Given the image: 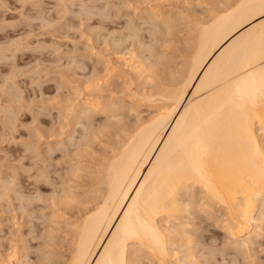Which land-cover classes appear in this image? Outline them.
Listing matches in <instances>:
<instances>
[{"label": "bare ground", "instance_id": "1", "mask_svg": "<svg viewBox=\"0 0 264 264\" xmlns=\"http://www.w3.org/2000/svg\"><path fill=\"white\" fill-rule=\"evenodd\" d=\"M58 2H57L58 5H67V6L69 5L68 3H70V1H64V0H58ZM81 2L79 4H82ZM228 6H225V7H228ZM66 7H62L63 11H66L68 9V7L67 9ZM225 7L223 8V10L225 9ZM231 7L232 9L229 8L230 10L228 9L227 12L224 10L225 13H223L224 12L223 10H221L223 11L222 13L220 11H217L215 13L216 15L213 14L214 15L213 20L210 17V16L213 17V15H210L209 17H210L211 22H208L207 20L203 19L206 22L203 23V21H200L197 24L198 22L197 21L195 24V28H193L194 30L189 29L188 35L194 41L193 42L189 41V43H186V45L191 44V46L188 45L189 49L190 48L191 49L187 50L190 52L187 53L189 55L184 61V64L182 63V60L180 62L182 63L180 65V68L181 66L183 67L181 69L182 73H178L179 74L178 77H175L177 75V74L175 75V72L174 73L172 72V74H169L171 71H173V69L171 68L174 66V65H170L169 67L171 68H169V70L167 69L168 71L171 70L168 73L169 77L166 75L167 73L165 74L166 76L162 75L164 76L162 78L158 77L159 76L158 73L162 72V70L161 71L159 70L158 73H153V74H157L158 75L157 77L160 78L161 80L164 79L165 81V78H168L167 80L169 83L166 80L168 84L162 85V86L161 85L155 86V88H151L149 92H148L149 85L146 86L147 88L145 87V85L141 88L142 90H140V92L136 95L141 98L140 101L144 99V101L145 100L149 102L153 101V103L151 102L150 104H154L155 102H157L155 104H158L157 107L154 106L156 108V110L154 111L156 112L153 114L151 113L152 114L151 117H149L148 115L149 117L148 119H144V117L141 118L142 115L139 116L140 118H138V113H136L138 111H135V113L133 112V114L137 116L135 117L136 122L133 124H131V122L130 123L128 122L129 123V126H128L127 125L128 123L124 122L125 121L124 119H123L124 121H122V118H124V115L120 114L123 108V105L125 104L126 106L123 109L124 111L125 109L128 111L126 101L124 102L123 101L124 99H123L122 101L125 104L122 103L123 105H120L121 100L119 99L121 97L118 99L120 101V104L118 101H117L118 104H116V103H113L112 101L106 100V97L109 95L108 94L109 92L113 93L114 91L115 93V90H112L113 87L111 88L112 91H110L109 89L107 96H105L106 92L102 91L103 89L108 90V88H105V87H108L107 84L109 83V79L110 78L112 79V76H115V75H112L113 73L112 74L110 73V70L107 67H105L109 64H106V65L105 63L102 64L103 61L106 62L107 60L106 58H109L108 56H106L105 58L106 60L103 59L101 63L102 66H104L102 68V71L99 70L101 67L96 70L94 69V66H93L92 67L93 69H91V66H92L91 64H93L91 62L93 61L92 58H91V61L89 58L88 61L90 62H88L87 60L84 61V59H83L84 62H81L80 57L77 60L75 59L76 57L72 58V62L76 60L79 63L80 62L83 63V64L80 63L82 67H86L85 64L90 63L88 64V66L90 65L89 66L90 69L92 71L93 70L96 71L95 72L96 75L94 76L88 73L89 71H91V70L86 69L88 68V66L85 69L86 71L88 70L87 73L89 75L86 73H83L84 71L79 69L81 68V66L79 65L78 62H74L75 64L73 63V65L76 66L77 68H78V65L80 66L78 70L76 67L70 65V63L68 64V62L70 61L66 63L72 67L71 68L68 66L69 72H70V69H72L70 76L74 74L73 75L74 77L76 74L75 71H79L78 74L79 75L81 74L82 76L86 75L84 76L85 78L87 77L89 79V77L92 76L89 79L90 81L95 76L97 77L99 71L101 72V75H100L102 76L101 79H103V77H105V74H107L108 73L107 71L109 70V73L106 76L108 78L109 75L111 74L110 75L111 77H109L108 79L105 77L106 79L104 78L105 80L103 79L100 81V83L98 82L99 84H97V82L94 84H91V83L86 82L87 81L86 79H83V81L85 80L84 83H87V84L84 85L83 81L82 82L79 81L80 85L81 84L82 85L81 86L76 85L77 83H79L77 82L75 84V80L77 81V79H74L73 81L72 78L70 79V77H68L65 74L68 77L66 81L63 78H62L63 80L58 79V80H61L64 83V85L66 83L67 87L65 86L66 87L65 88V87H61L59 85L60 82L55 79L57 77H54L57 83L58 82L59 83L56 84L55 82L56 87H54L53 86L54 84H53L52 85L53 87H51L52 90L53 88H55L58 91L59 89L64 90L63 88H65L67 89V94L69 93L71 96L70 95L68 97L63 96L64 98L61 99L59 97L60 94L58 95V97H56L58 92L53 90L52 96L56 94L53 98H60L61 102L59 101V99L55 100L53 98H50V100L52 99V101H49V102L55 103L54 106L56 109H53V110H57L59 114H62L63 111L66 112V114H64L65 116L63 114L61 115V119L62 118L65 119L66 115L68 116L72 114L71 115V117L73 116L72 120L68 121V124L72 125L71 127L72 129L74 127L78 129L77 126H79L80 131L82 130L84 132L83 133L81 131L80 134L77 132V134H79V136L77 135L78 137H80L82 134H84V136L88 135L85 132L89 131L90 127L92 126L91 123L93 124L92 121H97L98 119H100V118L98 119L96 118L97 120L96 119L94 120L93 117H91V115L92 114L95 115V113L102 114L105 116L106 119L112 120V121L110 120L112 123L110 122L107 123V120L106 121L103 120L105 122H97V123H102L101 124L102 127L100 124L99 126L97 125V123L95 125L93 124V127L96 125L98 127H101V129L104 127L103 128L104 130L103 129L101 130L100 128L96 127L95 130H98L96 132L103 133L105 131V133L103 134L106 135V132L108 133L112 128L114 130H111V132L115 131V134H113V132L112 134L114 135V137L116 136L115 141L111 139V141H114L111 145L109 146L106 145L107 146L106 151L104 148L105 146L102 148L104 150V153H103V150L100 151V153L102 152L104 155H102V159L98 161V163H100L98 167L97 168L95 167L97 169V173H95L96 171L95 169H94L95 171L93 172L96 174V176H93L94 180L92 179L94 183L96 182L95 187H93L94 185L93 183H92L93 185L92 184L89 185V186L92 185L93 189L95 188L96 195H94L95 193L93 192L94 194L92 193L91 200L83 203L86 200V198L87 197L89 198L90 196H87L86 198H82L84 199V201L82 202V200L80 199V196H78V193H77L78 197L76 196L77 197L76 200L79 198L78 203L81 200L80 201L81 204L83 203L85 206L83 204L81 205L80 203L78 204L76 201L78 206L81 205V208L77 206L78 207V209L76 208L77 212L74 213L75 216L73 217V221L70 222V224L69 222L68 223L64 222V225L69 224V227H70L69 229L70 232H67V235L64 234L66 237L69 234L70 241H71L67 264H131L132 261H135V264H139L140 262L141 263L143 262V261H140L141 257L143 256H145V258L148 260L147 262L152 261L151 263L155 262L156 264H172L173 261H181V260H188V259L195 260L197 258V257H194L196 254L194 253L193 255L191 251H188V250H186L187 254H185L184 256L182 255L183 258L178 257L177 250L171 248L172 243L168 242V236H169L168 234L170 233L173 227V226L172 227L170 226L173 224V223L172 224L170 223L173 221L172 219L176 217V220H177V215L184 216L185 213L188 214L190 212V208L193 205L197 204V201L195 202L197 198L200 199L199 200L200 202L199 201L198 202L201 203L200 208L199 206L196 205L199 209H202L205 211H208V210L213 211L212 209L215 207V208H218V210L222 212L220 218H218L217 221H214L215 219H213V221L214 223L216 222V224L218 223L220 227L223 229V231L226 233V235L232 239L233 247L235 248L239 247V249H242V250L245 249L246 251H248L249 246L252 244V240L254 241L258 237H260L261 235L260 230L262 228H260L259 226L257 227L255 225L257 224V221H258L255 218V212L259 204L264 202V85L260 83L255 73L247 71V70L253 64L258 65L260 59L262 58V46H264V39H262V37H264V0H237L235 6L234 7L231 6ZM105 10L101 9V7L98 8L97 10L98 14H99V11H101L100 15L98 16L99 18H101L100 20L102 21H104L103 19H106V17L108 18V15H107L108 11H106L107 13L102 12ZM80 11L82 10L80 9ZM217 13H219V15ZM65 14H64V17L66 16ZM151 15L154 18H151L152 16L149 17V15L147 16L148 18H145L144 17L145 15L142 16L145 18V19L143 18L145 23L152 22L153 26L151 24L150 25L148 24L149 28H151L150 26L154 27L153 30L155 29V31L157 33L159 32V34L165 33V35H170V34L172 35V33H174L175 28H176L175 20H168V19L163 20L161 16L157 15L154 12H152ZM215 16L217 17L215 18ZM62 17H61V20H62ZM142 20L141 22H143ZM48 21L47 20L45 21L47 23V24L45 23L46 25L44 24V21L43 22L41 21L46 26V30H48V32L51 31V29L49 30L48 29L49 27L47 26L52 24V27H54V25H56L55 27H57L60 22V21L59 22L56 21L55 23L54 22L50 23L51 21L50 22ZM43 24L41 28L45 30V27L43 26ZM54 28H52V32H55L56 29H58L56 28L54 31ZM149 28L147 30H150ZM137 31H134L131 34V38L133 39H130L129 38L130 36L124 35L125 40L127 39L128 41V39H130L133 41L135 38V41L136 40L140 41L138 39L139 31L138 32ZM150 32H152V29L150 30ZM156 32L151 34L153 35V38ZM190 34H193V35H190ZM124 38H122V40ZM120 39L119 40L117 39L116 41H114V43H116L117 41L118 42L120 41L119 43H121ZM119 43L114 44V45H121ZM140 43H137V44L139 45ZM188 46L186 47L188 48ZM13 47H15V45H13ZM86 47H88V45ZM148 47L149 46H147L146 50H148ZM140 48H141V45H140ZM144 48L146 47L144 46ZM96 51L98 50L96 49ZM1 52L3 53L0 54V56H2L5 53L3 50H1L0 53ZM88 52L89 54L92 55V52L90 51ZM185 53H186V50H185ZM97 54L99 55L102 54L104 57L105 52L103 54V51L102 53L99 51V53L96 52L95 55ZM13 55L14 54L12 52L11 57ZM143 56H140L141 59ZM2 57L4 58L5 56L3 55ZM103 57H101V59ZM68 59H71V58H68ZM101 59H99L100 62H101ZM141 59L140 61L137 60L139 63L136 61V63L138 64H135L137 65L136 67L134 66L135 68H137L138 72L136 74L139 73L138 75L139 78H142L140 77V75H145V73L147 74L148 72H149V75L148 74L147 75L150 76L152 73L151 70L157 65H158L157 67H159V64L163 66L164 69L167 68L170 62L169 61L170 59L163 61L164 59L163 57L161 58L162 59L161 61L160 58H158V60H160L161 62H158L157 60L156 62L154 61V63L151 62L153 63L152 69H151L150 68L151 63H149L150 61H148V64L150 65L149 67L146 65L144 60H141ZM97 62L98 63L95 62L94 64L99 65L100 62L99 61ZM106 63H108V60ZM156 68L154 69L156 70ZM159 68H162V67H159ZM73 69H75L74 73H73ZM103 70L106 71L105 74H103L104 72ZM147 70L149 71L147 72ZM92 71H91V74L93 73ZM134 72H136V69ZM13 73L15 72H12V75ZM63 74L61 76L59 74L58 75L62 77ZM12 75L10 73L8 76H6V79L7 77L12 76ZM79 75L77 76L78 78H80ZM147 75L145 76L148 79L149 77H147ZM170 75H173L175 78L174 77L170 78L171 77ZM82 76L80 80L84 78ZM152 77H153L152 79L153 81L154 79H156L155 81L158 80V78H156V75ZM4 80H5V77H4ZM161 80H158V81H161ZM9 81H12V80L9 79ZM102 81L103 83H101ZM5 82L3 81L4 85H6ZM100 84L101 85L104 84V86L105 85L106 86L102 88ZM57 85H59L58 88H57ZM61 85L64 86L63 84ZM144 87L147 90V93H144L145 91L143 89ZM5 90L7 91L8 88ZM52 90H50V92ZM6 91H2V92L4 93ZM101 91L105 93V95H102V93H100ZM137 91H134V94ZM54 92H57V93L54 94ZM10 94H14V93L10 92ZM10 94H8L9 95L8 98L10 99V102L11 103L16 102V101H13V99L17 100L16 94L11 95L12 98ZM103 96H105V98ZM114 97H115V94H114ZM109 99H111V97ZM116 99L117 98H115V100ZM134 100H136V98H134ZM8 101L6 102L8 103ZM136 101L138 102V100ZM13 103L11 105H13ZM131 103H133V101L130 102V106H131ZM11 105L9 104L8 107ZM130 106L129 108H131ZM141 106L142 105H139V107ZM11 107L8 108L9 111L12 109ZM136 107L139 108L138 106H135V108ZM48 108L49 107L47 106L45 109L46 113H48L47 112L48 110L50 111V109ZM130 110L131 109H129L128 112L134 111L133 108H132V111ZM41 111L38 108V111L34 112V115H37L38 117L39 116L38 114ZM12 112L14 113L13 110L11 111V114H13ZM35 113H38V114H35ZM11 114L9 112V115H10L9 117L6 114L8 117V120H4V121L10 122L12 120L11 116H13ZM59 114L57 116L53 114L51 118L55 119L56 117V119H58V122H59ZM14 115L16 114L14 113ZM40 115L46 116V115H43V113ZM50 116L51 114L49 115V117ZM120 118L121 120H119ZM35 119H34V123L36 122ZM38 119L39 117L37 118V122H36L38 126L35 125V127H38V128L34 127V129H39L40 127L39 129L41 131L40 133H43L42 131L44 130L41 129V125L44 124L43 123L44 121L43 119H40L43 122L42 121L39 122ZM61 119L60 121H63ZM51 121H49V123ZM100 121H102V119H100ZM113 123L115 127L112 125ZM120 123H123V124L126 123L125 124L126 126L124 125V127H122L123 124H120ZM9 124L11 123H8V125ZM66 124L63 125L62 127L65 130H66L65 128ZM118 124H120L121 126ZM75 128L71 131L72 133L75 132ZM115 128L116 129L118 128L119 130L116 131ZM47 130L50 131V129H47ZM91 130L92 128L90 129V131ZM50 132L45 133L44 131V133L47 134V138L48 136L50 137ZM62 132L63 131L61 130L60 133ZM72 133H70L68 136L69 140H72V136H71ZM75 133H74V136L76 135ZM97 133L96 135L92 136L93 137L92 140H89L90 135H88L89 139H85L87 138V136L83 139L84 136L82 135V137H80V140L82 142L79 139H78L79 141L78 140L76 141V138L74 140L76 141V143H79V144L81 143V146H82L83 144L85 145L89 143L90 141H95L96 139L95 140L93 139L95 136L98 135ZM102 133L100 134V136L99 135L98 136L103 137L104 135ZM45 134H43V136ZM109 135H111V133H109ZM113 135L111 136L113 137ZM111 136H109L108 138L110 139ZM39 137H42V136L40 135ZM83 140L86 142H83ZM60 142L58 143L59 145L57 146L61 145ZM62 142L66 144V141L63 140ZM69 142L71 143L72 141H69ZM64 143L62 145H64ZM96 143H99V140ZM50 144L51 143H49V145ZM79 144H77L76 146H78ZM66 145H65V153L67 151L68 152L70 151V149L67 150L68 149L67 146L69 144L67 146ZM81 146H79L80 148L78 147V149L82 148L83 149L82 152L86 151L85 152L86 154L88 150H85V149L87 148L81 147ZM63 147L62 148L59 147V148L63 149ZM90 151L91 150H89V152ZM85 154H83V156ZM91 155L89 157H91ZM67 156H70V155L67 154ZM98 156H101V155H98ZM21 157L18 156L17 159ZM78 160L76 159L75 161H78ZM27 162H25V164ZM91 163H94V161H92ZM24 167L26 168L27 166H24ZM1 168H2V165H1ZM80 168L82 169V166L79 168L78 166L74 168L75 170L74 175L76 178L78 177L77 175L79 174V171L80 172L83 171V170H80ZM71 169L73 170V168ZM16 176L17 175H15L12 178H9L8 180V183L12 187V191H13L12 192V191H7L4 189V183H2L4 182L3 181L4 178H2L3 176L0 175L1 177L0 181L3 179L0 185L1 187L3 186V189L0 190L2 192L1 197H0L1 201L4 198L5 200L7 199V202H8L10 200H14L16 197H17L16 199L21 197L19 195L18 196L16 195L18 192H20L22 188L23 189L25 188L17 187L18 183L16 181L18 180L20 182L21 180L20 177L22 175L20 177L19 176L16 177ZM13 180H16L14 181L15 184L17 183L16 186ZM90 180L91 179H89V181ZM70 182H72V180ZM68 187L70 186L68 185ZM13 188L14 189L20 188V189L18 191L17 189L14 190ZM71 188L69 189L66 187V189H69V190H71ZM90 188L91 187H89L88 189L86 187L85 189H88L90 191ZM26 190L28 189H25V192ZM69 190H67L68 193L66 191L65 193H63L64 191L62 188L61 191H62V197L64 196V201L59 200L58 202L60 203V205L65 204L66 209L69 206L68 204H70V207L68 208L70 210V208H72L73 206L71 205L72 202L75 201V196H74V192H72L74 190L70 192ZM196 190L199 195L195 199L196 194H197ZM16 191L17 193L14 194ZM32 191L33 190L31 191L29 190V193L30 192L33 193ZM10 192L12 193V195H15V196L12 197V195L9 194ZM59 193L60 192H58V194ZM19 194L22 195V199L20 198L19 199L20 201H17L15 199L12 204H14L15 202L16 203L18 202L17 204L19 205V202H21V200L23 201L25 200L22 203H25L27 201L31 202L30 200L31 198H28V197L34 196L33 194H32L33 196H31V194H29L28 196L27 195L28 191H27V194H25L26 196L25 195L23 196L24 194L23 192ZM10 196L12 197V199ZM9 197H10V200H9ZM34 198L36 197H33L32 201H34ZM2 202L6 204V201L3 200ZM28 202L25 205L29 204ZM32 203L33 202H31V204ZM8 204L9 203H7L6 206H8ZM10 205L11 204H9V206ZM21 205L23 206L24 204H20V207ZM60 205H59V208H60ZM65 205L61 206L62 207L61 210L63 209ZM10 207L12 208V206ZM15 207L19 208L17 206ZM20 209L23 212L24 209L22 207ZM72 209H74V206ZM69 210H67V213ZM190 213H192V211ZM71 216L72 214L70 215V217ZM67 217L68 219H70L69 216ZM214 217L210 218L209 216L210 219ZM50 221L54 222L56 221V219L55 220L52 219ZM64 221H67V219H64ZM56 222L52 224L56 225ZM61 222L60 224L63 226V222L62 223ZM57 223L59 224V221ZM55 225L54 227H57V225L56 226ZM59 225H58V228H59ZM66 226H63V227H66ZM186 228L184 227V229ZM50 229L53 230L52 228ZM67 229L64 228L63 233H65ZM180 229L182 230L183 234L186 232V230H189L188 228L184 230L183 227H181V224H180ZM181 230L180 232L176 231V233H181ZM173 233L176 235L174 230H173ZM186 234L187 233H185V235ZM171 237L172 236H170V238ZM177 238L179 237L177 236ZM66 239L67 238H65V240ZM54 240L59 241L60 239L54 238ZM54 240L52 242H54ZM55 242L56 244L57 243L59 244V242L61 241L59 242L55 241ZM63 242H66V241H63ZM69 243L70 242L65 243V244L68 245ZM61 244L62 246H59V248L64 247V250H67L66 247L63 245V243ZM183 248H185V246ZM188 248L189 247H187V249ZM181 250H184V249H181ZM56 251L57 253H59L61 250L58 249ZM57 253L56 255H53L55 254V251L52 253L50 252V255L52 254L55 257L56 256L59 257ZM51 256L49 258L50 262L54 260L53 262L55 263L56 262L55 257L54 259L52 258L51 260ZM58 257L57 259H59ZM22 258L24 260L25 257H22ZM62 258L63 257H61V260L59 259L55 264L60 263L59 261H61L60 264H62L64 261L67 260L66 258H65L66 260L64 259L62 260ZM44 261L45 260H43V262ZM144 261L146 260L144 259ZM53 262L49 264H52Z\"/></svg>", "mask_w": 264, "mask_h": 264}, {"label": "rangeland", "instance_id": "2", "mask_svg": "<svg viewBox=\"0 0 264 264\" xmlns=\"http://www.w3.org/2000/svg\"><path fill=\"white\" fill-rule=\"evenodd\" d=\"M64 1H70V3L67 2L69 5L68 6L66 5L68 7V9L66 7L67 12L63 11V8H58V9L54 10L53 6L58 5V3H59L58 0L57 1L56 0H0V51L3 50L5 52L3 54L5 56L4 58L2 57L3 55L0 56V58L2 57L0 59V114H2V115H0V139H1L0 142H2L5 139L19 140V141H21V143L12 145V150L15 151L16 157L18 158V156L21 157L22 155L24 156L25 154L31 156L32 153L29 152L28 147H27V143H25V142L29 141V138H28V135H25L24 133L27 130V128L28 129L34 128L35 125L38 126V124H36V122H37V118L39 117V119H38L39 122L42 121L40 119H43V121H44V122L42 121L44 123L42 125L38 122L41 125V129L44 130L45 133H47V132L49 133L50 131H52V132H50V137L48 136V138H47V134H45L44 131H42L43 133H40L41 132L39 130L40 127H39V129H37L38 130V136L41 135L43 137V141H40V142L41 143L45 142L44 145L48 149V152H50L49 153V160L56 157V152L55 151L53 152V150H50V149H52L51 146L53 144L56 143V145H59L58 143L61 140L66 141L67 145L69 144L67 146L64 142L61 141L60 142L61 145L57 146V147H61V148L64 146L63 147L64 150L62 149V152L60 154V160H63V163H60L59 160L57 161V163H58L57 168L60 169V171H55V174L53 177V179L59 180V184L57 185V187L55 189L48 191V192H42L39 189V186L37 185L34 176H29L28 173H23L24 175L22 174V176H21V174H17L16 177L21 176L20 177L21 180L19 179L20 182L17 180V178H16L17 181L14 180L18 183L17 187H20V188L24 187L25 189H28L25 192V189L22 188L23 191L21 189L20 192H18V193L23 192L24 193L23 196H24L25 194H27V191H28V194H27L28 196H29V194H31V196L34 195L33 197H36V198H34V201H32L33 197L27 196L28 198H31L30 200H31V202H33L32 203L33 205L31 204L30 201L29 202L27 201L29 203L27 205H25L27 202L22 203L25 200L24 201L21 200V202H19V205L17 204L18 202L17 203L15 202L14 204H12L17 197L15 199L13 198L14 200H10L11 196L9 197L10 201H8V202H7V199L5 200V198L3 197L4 198L3 200L6 201V204H4L2 202L3 200L2 201L0 200L1 201L0 202V206H1L0 207V264H22V263L23 264H41V263L42 264H49V263L54 261V260H52V258L54 259V257H55L53 255H56V253H57L56 250H58V249L61 251L60 252L58 251L59 253H57V255H59V257L58 256L55 257L56 262L59 259L61 260V257H63L62 260L67 259L63 263L67 264L71 241H70L69 234H68L69 237L68 236L66 237L65 235H67V232H70L69 224H70V222L73 221V217L75 216L74 213L77 212L76 208L77 209H78V207L81 208V205L83 203L91 200L92 193L93 192L95 193V191H96L95 188L93 189V187H95L96 182L94 183L92 181V179L94 180L93 176H96V174H95V173H97L96 168L100 164V163H98V161H100L102 159V155H104L103 154L104 150L102 148L105 146L104 148L106 151V147H107L106 145L109 146L116 140V136L114 137V135H113V134H115V131H112L113 134L111 132V130H114L112 128L108 133L106 132V135L103 134V133H105V131L103 133L101 132L104 136L99 137L101 133H97L96 131H98V130H95V129H96V127L99 126V124L101 125L102 123H97V122H105L107 120V123L108 122L112 123L111 122L112 120L106 119L105 116L102 114L95 113V115H97V116H95L94 114L91 115V117H93L94 120L96 118L97 119L100 118L101 116L104 119L102 118V121H100L101 118L98 119L99 121L97 119H96L97 121H92L94 125L97 123L98 126L96 125L93 127V124L91 123L92 126L90 127V129L92 128V130L90 131V129H89V131H88L89 133L87 131L85 132L86 134L90 135V139L88 138L89 137L88 135H85V136H84V134H82V135L84 136L83 139L87 136V138H85V139L92 140V138H93L92 136L96 135V133H97L99 136L98 135L95 136L93 140H95V139L97 141L99 140L100 144L96 143L97 142L96 140L90 141L89 143H87L85 145L82 143L84 146L83 145L81 146V143L80 144L76 143V141L78 139L80 140V137H82V135L80 137H78L82 130L80 131L79 126H77L78 129L74 127L76 133L73 131L76 135L74 136V133L71 132L74 128L73 129L71 128L72 125L68 124V121L72 120V117H73V116L71 117L72 114H70L68 116L66 115L65 119H63V118L61 119V115L66 114V112L63 111L65 113L62 112V114H59L57 110H53V109H56L54 106L55 103L49 102V101H52V99L50 100V98H53L56 95L55 93H57V92L58 93H57L56 97H58V95L60 94L59 97L61 99L64 97H68L70 95L69 93L67 94V89H65L67 87L66 83L64 85V83L61 80L64 79L66 81L68 79V77H70V79L72 78L73 81H74V79H77V81L75 80V84L79 81L82 82L83 79H86L87 80L86 82L91 83V84H94L96 82H97V84H99L101 80H103L105 77L107 78L106 75L109 73V70H110V73L111 74L113 73L112 75H115V76H112V79L110 78L111 81L109 79L108 84L111 83L110 85H108L106 83L108 87H105L106 85L104 86V84L103 85L100 84L102 86V88H104V87L108 88V90L107 89L102 90V91L106 92V95L102 91L100 93H102V95H105V96H107L109 94L108 96H110L111 99H109L110 97L107 96L106 100L112 101L113 103H116V104H118V102L120 104L119 100H121L120 105H123L122 103H124L126 101L128 111H129V109H131L130 111H132V108H133L134 111H132V112H128L126 109L124 111L123 108H125V106H126V104L124 103L125 105H123V108H122L121 113H120V114L124 115V118H122L123 116L121 115L122 121L125 120L124 122H126V123L131 122V124L135 123L136 122L135 117H137L135 114H133V112L135 113V111H138V112H136V113H138V118H140L139 116L142 115L141 118L144 117V119H148L149 117H151V115L153 113L156 112L154 110H156L155 107H157L158 104H155L157 102H155L154 104H150L151 102L153 103V101H151V102L146 101V100L144 101V99H142L143 102L140 101L141 98L136 96V95L140 92V90H142L141 88L144 85H145V87L149 85V87H148V92H149V90L151 88H155V86H160V85L162 86V85L168 84L169 83L167 80L168 78H165V81H164V79L161 80L160 78H162L166 75L169 77V74H172V72L173 73L175 72V75L177 74L175 77H178L179 76L178 73H182L181 69L183 66H181V68H180V65L182 63L184 64V61L186 60V58L189 55L187 53L190 52L187 50L189 49V46H191V44H188L189 45L188 46V45H186V43H189V41L190 42L194 41L188 35L189 29L194 30L193 28H195V24L197 21H198L197 24L200 21H203V23H204V22H206L205 20H207L208 22H211L210 17L213 20L214 19L213 14H215L217 11H220L222 13L225 10L227 12L228 9L229 8L232 9L231 6L234 7L236 2H237V0H72V1L71 0H64ZM74 1L76 2L77 5L81 1H82L81 3H86V4L91 5V7L86 9V11L83 10L86 13H89L88 14L89 16L87 15V18L85 20H81L79 14H78L81 12L79 7L78 8L77 7L76 8L71 7L72 4H75ZM102 2H103V4H102ZM124 4H131V5H133V7L132 8L121 7V5H124ZM109 5H111V7H109ZM104 6H105V8H104ZM225 6H228V7H225ZM100 7L103 10L106 9L105 11H102V12L105 13L106 11H108V14H107L108 18L106 17V19H103L104 21L100 20L101 18H99V16H98V15H100L101 11H99V14L97 13L98 8H100ZM224 7H225V9L223 10ZM221 10H223V11H221ZM225 11L223 13H225ZM65 12H66V14H65ZM129 12L131 13V15H129ZM152 12L161 16V18L163 20H165V19L166 20L167 19L168 20H175L176 28H175L174 33H172V35L171 34L165 35V33L159 34V32L157 33L155 31V29L153 30L154 27H152L153 25H152L151 20H150L151 23H149V22L145 23L144 19L148 18L147 17L148 15H149V17L152 16L151 15ZM60 13L63 15V17ZM145 13H147V14H145ZM219 13H217V14L219 15ZM34 14H36V15H34ZM59 14L61 15L63 21L61 20V17ZM64 14L66 15L65 17H64ZM101 14H103V13H101ZM142 14H144L145 16ZM210 15H213V17ZM142 16H144L145 18ZM216 17L217 16H215V18ZM42 18H44V19H42ZM151 18H154V17L152 16ZM45 19L47 21L49 20L48 22L51 21L50 23H53V22L55 23L56 21H58V22L60 21V22H59V25L57 27H55L56 25H54L55 28L52 27V24L47 26V27H49L48 28L49 30L51 29V31L48 32V30H46V26H45L47 24L45 22L46 21ZM58 19H60V20H58ZM203 19H205V20H203ZM29 20H30V22H29ZM141 20L143 22H141ZM41 21L42 22L44 21V24L45 23L46 24L44 25ZM64 21H65V23H64ZM58 22H57V24H58ZM42 24L45 27V30L41 28ZM148 24L152 25V26H150L151 28H149ZM64 27H66V28H64ZM85 27L87 28V31H84ZM52 28H54V31L56 28H58V29H56L55 32H52ZM131 28H133V29H131ZM148 28L150 30L152 29V32H150V30H147ZM40 29H41V31H40ZM136 29L139 31L138 39H139V37H145L147 39L146 44L142 45L140 43V41L136 40L137 43H140L138 45L135 41V38L133 41L130 40V39H133V38H131V34L134 31H137ZM154 31L156 32V34H154V38H153V35H151V34L155 33ZM44 32H46V33H44ZM124 35L130 36L129 37L130 39H128V41H127V39L125 40ZM190 35H193V34H190ZM122 38H124V39L122 40ZM117 39L118 40L120 39L121 43H119L120 41L119 42L117 41L116 43H114V41H116ZM122 41H123V43H122ZM124 41H126V42H124ZM113 43L114 44L119 43L121 45H114ZM13 45H15V47H13ZM19 45H21V46H19ZM87 45L91 49L86 47ZM104 45H106V46H104ZM140 45H141V48H140ZM149 45H152V46L148 47V50H146L147 46H149ZM116 46H118V47H116ZM144 46L146 48H144ZM186 46H188V48ZM185 48H187V49H185ZM96 49L98 51H96ZM99 49H101L103 51V54L105 52L104 57L102 54L95 55L96 52L99 53V51L102 53V51ZM105 49H106V51H105ZM142 49H143V51H142ZM144 49H145V51H144ZM15 50H16V52H15ZM185 50H186V53H185ZM88 51L92 52V55L89 54ZM12 52L14 55L11 57ZM143 52H144V54H143ZM2 53L3 52H1L0 54H2ZM106 56H108L109 58H106ZM136 56L139 57L140 59H141L140 56H143L141 60H144L146 65L149 67L151 65V67H150L151 69H152V65H153L154 61L156 62V60H157L158 62H161L162 61L161 58H163V57H164L163 61L170 59L169 60L170 62H169V65L167 66V68H165V69L159 63H158L159 67H162V68L157 67L158 66L157 65L154 68L157 67L159 69H157V68H156V70L154 68L152 70L149 69L152 71V73L150 72L151 73L150 76H148L149 70H147L148 75L146 73H145V75H147V77H149L148 79L146 78L145 75H140V77H142V78H139V76H138L139 73L136 74L138 71H137V68H135L137 66L135 64H138L139 63L138 61H140V59L137 58ZM79 57L81 58V60H80L81 62H84L86 60L88 61L89 58L91 61V58H92L93 61L96 60L95 61L96 63H98L97 61L100 62L99 59H101V57H103L101 59V62L99 63V65H101V66H99L98 64L95 65L94 64L95 62L91 61L93 63V64H91L92 65L91 69H93L92 68L93 66H94V69H96V70L101 67L99 70L102 71V68L104 67V66H102V64L105 63V65L109 64V65L105 66L109 69L107 71L108 73L105 74L106 71L103 70L104 71L103 74H105V77H103V79H101V77H102V76H100L101 72L98 70L100 72V74L98 72L97 77L95 76L90 81L89 79L92 76L96 75L95 74L96 71L95 70L92 71L89 67L90 65L88 66V64H90V63H87V62H86L87 64H85V66L86 67L88 66V68L82 67L80 65L81 62L79 63L78 61H76L77 59H79ZM68 58H71V59H68ZM72 58H75L76 60L72 62ZM105 58L108 60V63H106L107 60ZM158 58H160L161 61L158 60ZM83 59H84V61H83ZM103 59L106 60V62L103 61ZM181 60H182V63H180ZM68 61H70V62H68ZM90 61H88V62H90ZM102 61H103V63H102ZM136 61L138 63H136ZM148 61H150L149 63H151V62H153V63H151L149 65ZM67 62H68V64L70 63V65H72V66H74L73 65L74 62H78L79 65L81 66V68H79L80 66L78 64H76V65H78L79 69L84 71V72L83 71H81V72L86 73V74L90 73V75H92V76H90L88 79L87 77L86 78L84 77L86 75H83V76L81 74L79 75L78 74L79 71H75V69L77 68L76 66H74L76 68L73 69V73L75 71V73L77 75L75 74L74 77H73L74 74L70 76L72 69H70V72L68 71V69H69L68 66L69 67H71V66L66 64ZM81 64H83V63H81ZM155 65H156V63H155ZM170 65H174V66L171 68V67H169ZM12 66H14V67H12ZM95 66H96V68H95ZM78 68H77V70H78ZM85 68L88 70H91L93 73L91 74V71H89L87 73L88 70L86 71ZM169 68L173 69V71H171V70H170L171 72L168 71ZM135 69H136V72H134ZM159 70L160 71L162 70V72H160L161 74L158 73ZM11 71L15 72V73H13V75H12ZM10 73L13 77L9 76L6 79V76H8ZM57 73L60 76L63 73L64 74L62 77H60ZM153 73H158L159 76L157 74H153ZM78 75L80 76V78L77 77ZM110 75H109V77H111ZM155 75H156V78L160 77V78H158V80H161V81H158V80L155 81L156 79H154V81H153L152 76H155ZM162 75H164V76H162ZM81 76L84 77V78H82V80H80ZM170 76H171L170 78L174 77L173 75H170ZM4 77H5V80H4ZM11 77H12V79H11ZM54 77H57L55 79L60 82V83L59 82L58 83L61 87H65V86L66 87L63 88L64 90L59 89L60 91L59 90L57 91V89L53 88V90L57 91V92H54L55 95L52 96L53 90L51 87H53V86L56 87V84H58L57 81L54 79ZM9 79L12 81H9ZM58 79H61V80H58ZM166 80L168 83L166 82ZM3 81L4 82L6 81L5 82L6 85H4ZM55 82H56V84H55ZM80 82L77 83L76 85H80ZM84 82H85V80L83 81V83ZM101 83H103V81ZM61 84H63L64 86H62ZM85 84H87V83H84V85ZM59 85H57V88ZM61 87H59V88H61ZM112 87H113L112 90H115V93L113 91V93L115 94V97H114V94L112 92L108 93L109 89H110V91H112L111 90ZM145 87L143 88L145 90L144 93H147V90L145 89ZM7 88H8V90L6 91L5 89H7ZM121 88H122V90H121ZM50 90H52V91L50 92ZM61 90L64 92H62ZM2 91H6V92L3 93ZM134 91H137V92H135V94H134ZM10 92L14 93V94H10ZM8 94H10V96L16 94V96H17L16 97L17 100L13 99V101H16L14 103L12 102L13 105H11L12 103L10 102V99L8 98V96H9ZM110 94L113 96H111ZM105 96H103V97L105 98ZM11 98H12V96H11ZM60 98H53V99H55V100L59 99V101L61 102ZM115 98H117V99L115 100ZM134 98H136V100H138V102L136 100H134ZM131 100L133 101V103H131V106H130V102H132ZM6 101H8V103L10 102L9 104L12 107L11 106L8 107L9 104ZM53 102H54V100H53ZM137 104L142 105V106L139 107V105H137ZM47 106L49 107L48 109H50V111L47 109L48 113H46V111H45ZM129 106L131 108H129ZM132 106H134V107H132ZM135 106H138L139 108H137V107L135 108ZM10 107L12 109L9 111L8 108H10ZM38 108L40 111L41 110L42 111L40 113L38 112L39 114L35 113V114L39 115L37 117V115H34V112H37ZM12 110L14 111V113L16 115H14L13 112H12L13 114H11ZM9 112L11 115H13V116H11L13 121L11 120L10 122L9 121L6 122L4 120H8V117L10 116ZM42 113H43V115H46V116L40 115ZM57 113L59 114V122L55 116H54L55 119L51 118L53 116V114L56 115ZM130 113H132V114H130ZM6 114L8 115V117ZM47 114H49V115L51 114V116L49 117V115H47ZM98 115H99V117H98ZM148 115H149V117H148ZM40 116H41V118H40ZM121 118L119 120H121ZM34 119L36 120L35 123H34ZM60 119L63 121H60ZM9 120H10V118H9ZM103 120H105V121H103ZM49 121H51V122L49 123ZM66 122L68 125L66 124ZM8 123H11V124L8 125ZM45 123H47V124H45ZM114 123L112 124L113 126H114ZM126 123H124V124L120 123V124H123L122 127H124V125ZM129 123L127 124L128 126H129ZM65 124H66V126H65L66 130L64 128H62L63 125H65ZM120 124H118V125H120ZM115 125H117V124H115ZM103 126H105V125H103ZM101 127H102V125H101ZM101 127H98V128L101 129ZM35 128H38V127H35ZM118 128L117 129L115 128V130L116 131L119 130ZM47 129H50V131H48ZM61 130L63 131L62 133H60ZM77 132L79 134H77ZM13 133H15V135H13ZM39 133H40V135H39ZM70 133H72V135H71L72 140L68 139V136ZM91 133H92V135H91ZM109 133H111V135H113V137L111 135H109ZM43 134H45L46 136L45 135L43 136ZM108 135L111 136L110 139L108 138L109 137ZM56 136H58V137H56ZM51 137H53V138H51ZM75 138H76V141L74 140ZM111 139L114 141H111ZM69 141H72V142L70 143ZM83 142H86V141L83 140ZM28 143H31V141H29ZM49 143H51V144L49 145ZM63 143H64V145H62ZM90 143H92L94 145H92ZM77 144H79V145L76 146ZM65 145L68 147V149L66 147L67 150L70 149L69 152L68 151L66 152L70 156H67V154L65 153ZM86 145H88V146H86ZM79 146L87 148V149L84 148L85 150H88L87 153L85 154L86 151L85 152L83 151L84 152L83 153L82 148L78 149ZM89 146H91V147H89ZM36 150H37V152H39V147H37ZM89 150H91V151L89 152ZM101 150H103V153L102 152L100 153ZM79 151H81V152H79ZM63 152H64V154H63ZM76 152L77 153L79 152V153L77 154ZM82 153L85 155L83 156ZM80 154H81V156H80ZM78 155H79V157H78ZM90 155H91L93 160L91 159V157H89ZM98 155H101V156H98ZM65 156H67V157H65ZM96 158H98V159H96ZM76 159L77 160L79 159L80 162H79V160L75 161ZM92 161H94V163H91ZM64 162H65V164H64ZM24 166L31 168L32 162L28 161L26 164H24ZM77 166H78V168L82 166V169L80 168V170H83V171L82 172L79 171V174L80 173L81 174L80 175L78 174L77 175L78 177L76 178L75 175L73 177V175L71 176L69 174H70V170H72L71 168L74 169ZM0 168H1V165H0ZM94 171H95V173H93ZM91 174H92V176H91ZM2 178H4V177H2ZM0 179H1V177H0ZM89 179H91V180L89 181ZM2 180L0 181V185H1ZM71 180H72V182H70ZM2 183H4V182H2ZM14 184H15V182H14ZM16 184H15V186H16ZM90 184H92L93 187H92V185L89 186ZM68 185L70 187H68ZM66 187L69 189L71 187L72 188H71V190H69V189H66ZM86 187L88 189H89V187H91L90 191L88 189H85ZM20 188H18V189L15 188V189H17L19 191ZM62 188L64 191L63 193H65V191L67 192V190H69V192L74 190L72 192H74L75 201L72 202L71 205L74 206L75 210L72 209L73 206H72V208H70V210L68 209L70 207V204H68L69 206L67 205L68 206L67 209L65 208L66 205L63 204L65 206L61 210V208H62L61 206H63V205H60V203L58 201L59 200L64 201V196L62 197V191H61ZM2 189H3V186L1 187L0 190H2ZM29 190L30 191L33 190L32 191L33 193H31V192L29 193ZM58 192H60L61 194L60 193L58 194ZM1 193L2 192L0 191V197H1ZM16 193H17V191L14 194H16ZM52 193H53V195H52ZM54 193H55V195H54ZM77 193H78V196H80V199L82 200V202L84 201V199H82V198H86L87 196H90V197L89 198L87 197L86 200L82 204H81V202H80L81 200H80L79 203L81 205L78 206L77 203H78L79 198L76 200V198L78 197ZM88 193H90V194H88ZM196 193L197 194H196L195 199L199 195L197 190H196ZM9 194L12 195L11 192ZM57 195L59 198L57 197ZM94 195H96V193ZM14 196L15 195H12V197H14ZM16 196H18V195H16ZM19 196H21V197L16 199L17 201H20L19 200L20 198L22 199V195L19 194ZM41 196L45 197V199L43 201H41V199H40ZM12 197H11V199H12ZM199 200L200 199L197 198L195 200V202L197 201V204L196 203L195 204L197 206H199V208H200L201 203H199L200 202ZM49 201H52V203L50 204ZM76 201H77V203H76ZM7 203L11 204L10 206H12L13 209L9 206V204H8V206H6ZM61 203H63V202H61ZM20 204H24L23 206H25V207H23L22 205H21V207L24 210H26V209H28V210H26V211L23 210V212H22V210L20 209L21 208ZM59 205H60V208H59ZM196 205H193L190 208V212L192 211V213H190V212L188 213L190 216L187 213H185L184 216L183 215H180V216L177 215V220L175 217L172 219L173 221L170 222L171 224L173 223L172 225H170L171 227L172 226L173 227H172L170 233L168 234L169 235L168 236V242L172 243L171 248L177 250V256L178 257L183 258V256L185 254H187L186 250L191 251V253L193 255L195 253L196 255L194 257H197V252L203 251V250L198 249L196 247V245L199 244L201 241H203L205 237H208L211 242H219V245H220L222 250H227L229 252V255L227 257H223L224 259H226L228 261H237L238 260V261H242L243 264H264V202L259 204V206L255 212V218L258 220L257 224H255V225L257 227L259 226L260 228H262L260 230L261 233L259 232L261 235L258 238L255 237L257 239H255L254 241L252 240V244L249 246V250L247 249L248 251H246L245 249H243V250L239 249V247L238 248L236 247L237 249L235 247H233L232 239L226 235V233L223 231V229L220 227V225L218 223L217 224H216V222L214 223V221H217V219L220 218V216L222 214V212L220 210H218V208L214 207L212 209L213 211L208 210L209 211L208 212V211L199 209ZM15 206H17L19 208H16ZM26 206L27 207L29 206V207L27 208ZM67 210H69L68 213H67ZM73 210H74V212H73ZM52 213H54V214H52ZM211 213H212V215H211ZM71 214H72V216L70 217ZM52 216H53V218H52ZM67 216H69L70 219H68ZM209 216H210V218L214 217V216L215 217L210 219ZM54 218L56 219V221L57 220L59 221V224L62 221L63 226L67 225L68 227L67 226L63 227L61 224L59 225L57 223L58 221L57 222L54 221V222H56V225H57V227H54L55 224L54 225L52 224L54 222L50 221L52 219L55 220ZM57 218H59V219H57ZM60 218H62V219H60ZM63 218L67 219V221H64ZM213 219H215V220L213 221ZM68 220H70V221H68ZM64 222H66V223L69 222V224L65 223L66 225H64ZM180 224H181V227H183V229H184V227L186 228L188 226L187 228L189 230H186L187 228L184 229V230H186V232H185V233H187L186 235H185V233L183 234V232L181 230L182 228L180 229ZM58 225H59L60 229L58 228ZM49 227L52 228L53 230H51ZM257 227H256V229H257ZM64 228H66V229L68 228L65 231V233H63ZM173 228H175V229H173ZM5 229H6V231H5ZM173 230L175 233H176V231L180 232V230H181V233H176V235L180 239L177 238V236L173 233ZM60 233H62V234H60ZM57 235H58V237H57ZM181 235H182V237H181ZM170 236H172V237L170 238ZM64 237L67 239L65 240ZM54 238L60 239L59 241H61V242H59L58 240H54ZM52 239L54 240V242H52L53 241ZM55 241L59 242V244L63 243V245L66 247L67 250H64V247H62L63 249L61 247L59 248V246H62V244L61 245H59L58 243L56 244ZM63 241H66V242H63ZM68 242H70L68 245L65 244ZM53 244H55L56 247ZM226 245H229V247L227 249H225ZM184 246H185V248H183ZM49 247H51V248H49ZM187 247H189V248L187 249ZM233 248H235V249H233ZM181 249H184V250H181ZM54 251H55V254H53V255L51 254L52 255L51 256L50 252L52 253ZM63 252H64V254H63ZM65 252H66V254H65ZM48 254L51 256V260H52L51 262L49 259L50 256ZM22 257H25L24 260ZM41 257H43L44 259ZM57 257L59 259H57ZM143 257H141V260H140L143 262L142 263L140 262L139 264H156L155 262L151 263L152 261L151 262L149 261L150 263L147 262L148 260L145 258V256H143ZM144 259L146 261H144ZM43 260H45L44 261L45 263L43 262ZM59 262L61 263V261H59ZM60 263H58V264H60Z\"/></svg>", "mask_w": 264, "mask_h": 264}, {"label": "snow or ice", "instance_id": "3", "mask_svg": "<svg viewBox=\"0 0 264 264\" xmlns=\"http://www.w3.org/2000/svg\"><path fill=\"white\" fill-rule=\"evenodd\" d=\"M35 6V5H34ZM66 7V5H55L53 6L54 10L58 8ZM71 7L76 8L79 7L82 11L79 13L81 20H85L89 13H86L83 10H86L91 7V5L82 3V4H72ZM111 7V5H109ZM121 7L132 8L131 4H124ZM129 15L131 13L129 12ZM84 31H87V28H84ZM141 44H146L147 39L145 37H139ZM264 39V37H262ZM152 45H149L151 47ZM256 74L260 83L264 85V46H262V58L259 61V64H253L247 70ZM103 118L102 116L100 117ZM25 135H28L29 141L31 143H27V147L29 152L32 153L31 156L25 154L20 159H17L15 151L12 150L13 144L21 143L19 140H8L5 139L0 142V175L4 177V189L7 191H12L11 185L8 183L9 178L14 177L17 174L28 173L29 176H34L39 189L42 192H48L57 187L59 184V180L53 179L55 171H60L57 168V161L63 163V160H60V154L62 149L57 147L56 144H53L52 150L56 152V157L49 160V152L45 147L43 141V137L38 136V130L34 128H29L25 131ZM15 135V133H13ZM37 145L39 147V152H37ZM26 161H31V168H25L24 164ZM75 170L70 171V175H74ZM14 182V180H13ZM19 195V193H17ZM41 201L45 199V197H40ZM51 204L52 201H49ZM6 231V229H5ZM198 249H202L203 251L197 252V259L192 260H181V261H173L172 264H243L242 261H228L223 257H227L229 252L227 250H222L219 242H211L208 237H205L203 241L196 245ZM229 245L225 246L227 249ZM131 264H135V261H132Z\"/></svg>", "mask_w": 264, "mask_h": 264}]
</instances>
